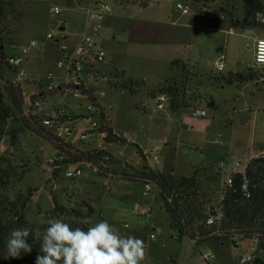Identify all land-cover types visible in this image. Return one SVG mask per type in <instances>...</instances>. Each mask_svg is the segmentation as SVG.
Here are the masks:
<instances>
[{"label": "rangeland", "instance_id": "374dc122", "mask_svg": "<svg viewBox=\"0 0 264 264\" xmlns=\"http://www.w3.org/2000/svg\"><path fill=\"white\" fill-rule=\"evenodd\" d=\"M64 1L14 0L12 11L6 12L0 22V84L5 87L6 82L17 81L13 71L4 63L5 57L16 52L19 46L34 41L36 46L29 56L39 57L40 65L35 72L25 66L27 77L18 82L24 105H27L29 97L45 90V76L49 71H53L56 77L60 73L54 68L55 45L47 42L45 35L65 21L70 25L66 30L69 34L67 43L72 45L80 32L78 23L84 20L83 14L78 12L80 8L95 1L109 4L111 15L103 20L100 33L105 60L123 66L127 77L135 78L132 75L141 71L147 80L144 87L142 85L133 92L109 89L104 81H86L89 87L105 88L106 96H100L99 101L102 105L111 106L107 111L108 122L120 140L103 142V150L111 156L110 167L119 178L111 182L110 191H104L100 178L82 166V177L66 180L61 169L53 170L47 165L46 159L52 148L35 128L29 124L13 125L18 130L14 144L10 143L8 136L0 141V158L4 160L0 161V175L5 172L9 177L7 183L0 186V202L32 194L27 198L24 215L27 223L41 232L51 218L63 219L83 229L107 220L122 233L143 239L148 245L146 259L151 264H203L196 261V250L188 239L179 238L171 230L170 219L159 196L153 203L151 220L159 234L155 241H147V221L138 216L137 207H149L152 196L143 193V183L127 181L124 174L147 167L154 171L172 172L175 177L193 176L198 199L204 202L220 196L225 172L217 174L219 161L225 160L228 167L236 161H241L242 165L254 153L255 146H258L257 155H264V90L255 82L221 86L216 80L222 76L229 77L231 73L245 74L250 68L260 76L259 81L264 79V68L253 67V41L256 39L242 36L248 28L214 35L194 31L193 39L185 46L180 45L177 60L170 64L160 56L168 42H163L164 38L160 42H141L137 31L142 29L145 20L166 15L173 8L172 0H150L146 7L129 0H69L67 6ZM126 2L128 4L120 9V3ZM53 6H58L61 14H51ZM194 9L196 13L207 16L220 14L217 18L222 16L223 20L231 12L241 18L243 0H202ZM256 18L263 26L250 29L258 39H262L264 11ZM221 55L225 67L218 72L212 64ZM164 82L172 84V87H165L169 90L165 92L167 106L172 97H183L189 104L187 110H180L177 114L156 111V100L148 92ZM41 99L52 106L48 112L51 115L56 111L80 115L84 111L78 104L86 105L70 97L61 101V97L54 94H45ZM191 108L206 110L207 116L203 119L209 120V126L205 131L198 130L195 124L190 125L182 118L190 113ZM70 125L74 129L72 141H77L88 127L81 118ZM98 142L96 136L83 141L91 145ZM145 153H149L146 158L143 157ZM197 249H211L216 255L215 264H236L241 254L227 244L221 247L213 241L207 247Z\"/></svg>", "mask_w": 264, "mask_h": 264}, {"label": "built area", "instance_id": "2783aa9c", "mask_svg": "<svg viewBox=\"0 0 264 264\" xmlns=\"http://www.w3.org/2000/svg\"><path fill=\"white\" fill-rule=\"evenodd\" d=\"M174 8L182 14L191 13V8L183 0H172ZM129 2L139 5L149 4L150 0H129ZM83 14L82 30L76 34V40L72 45L67 43L69 34L66 30L69 24L65 21L60 23L55 31H50L45 35V40L55 45L54 52L56 59L54 68L60 72L56 77L53 71H49L45 79L47 85L44 91L29 97L28 104L23 106L22 117L32 125L39 136L44 138L52 148V153L47 157L46 163L53 170H62V176L66 180H76L83 176V168L90 169L97 175L104 191H110V184L119 178V175L110 167L111 156L103 150V142L108 136V129L111 128L108 122L107 111L110 105H102L99 97L106 96L105 88L95 89L86 85V81L95 83L103 82L109 89L136 91L144 80L127 77L123 72L114 76L101 72L97 66L104 63L105 53L100 45V33L102 31L103 20L111 15V6L103 1H95L85 5L78 11ZM53 15L61 14L58 6L50 8ZM222 19V16H220ZM254 43L253 67H263L264 63L258 59L260 49L259 41ZM36 46L34 41L27 45L19 46L17 51L8 54L5 65L13 71L18 84L20 80L26 79L25 64L29 58V53ZM214 70L221 72L224 67V57L221 56L212 64ZM264 80V79H263ZM39 85V84H38ZM45 94H54L61 97V101L66 97L74 98L85 102L78 104L83 108V113L66 114L64 111H56L49 114L52 106L46 105L42 101ZM156 111L167 110L168 96L160 92L155 96ZM144 108L143 105L140 106ZM207 116L204 109L193 108L190 117L203 119ZM83 119L88 123V127L78 137L77 141H72L74 129L71 123L78 119ZM91 136H96L98 143L91 145L88 150L79 149L83 141ZM89 151L91 155L99 156L98 159H82L80 152ZM149 153L143 154L146 158ZM251 158L243 161H236L231 167L227 166L225 160L219 161L218 172H225L219 198L215 197L211 201H201L198 199L186 200L184 194L192 191L188 181H178L170 190H163L158 184L151 181H143V193L151 194L152 203L149 207H137L138 216L147 221V241H155L159 230L152 226L151 220L154 213L153 203L159 196L164 204V211L169 208L175 212L177 225L173 231L179 238L185 237L196 250V261L203 264H215L216 255L208 249L199 250L197 248L207 247L209 242H217L221 247L227 244L230 248L241 251L236 260V264H254L256 260L264 262V228L259 231L248 233L240 232L235 228L227 227V218L224 215V200L227 192H234V182L240 179L239 191L244 198L250 195V183L245 176L246 169ZM196 186V184H195ZM197 189V188H196ZM192 194V193H190ZM184 204V205H183ZM187 209L189 211L187 212ZM190 213V216L188 214ZM168 217L169 215L166 214ZM170 219V218H169ZM127 227V226H126ZM172 230V229H171ZM141 264H151L147 259Z\"/></svg>", "mask_w": 264, "mask_h": 264}, {"label": "trees", "instance_id": "16d2710c", "mask_svg": "<svg viewBox=\"0 0 264 264\" xmlns=\"http://www.w3.org/2000/svg\"><path fill=\"white\" fill-rule=\"evenodd\" d=\"M188 4L197 16L203 13H196L195 6L200 4L202 0H183ZM136 4V3H133ZM14 0H0V22L5 17L6 12L12 11ZM148 4H142L141 7H146ZM223 11V10H222ZM264 11V0H243V16L236 17L230 13L226 17V23L229 29H244L263 26L257 22L256 15ZM220 15V14H219ZM219 15H211V18H217ZM18 16L20 13L18 12ZM122 73V72H121ZM109 75L120 74L118 70L107 72ZM259 75L254 74L251 68L245 74H233L229 77H218L217 82L223 85L241 84L245 82H255L257 86L264 90V80L259 81ZM168 83V82H165ZM160 86V85H159ZM18 84L6 82V86L2 87L0 84V141L4 136H8L10 143L14 144L18 130L13 127L17 125H28L22 117V110L24 106L23 96L18 88ZM158 87V86H157ZM158 93L169 91L166 88H157ZM166 90V91H165ZM133 92V90H132ZM155 98V96H152ZM187 108L185 98L172 97L168 105V111L171 114H177L181 109ZM24 121V122H23ZM39 135V134H38ZM42 138V137H41ZM44 140V138H43ZM120 138L113 133L112 128L108 129V136L105 142L112 143L119 141ZM82 159H98L99 156L91 155L89 151L80 152ZM0 161H4L0 158ZM0 175V186H4L9 180L8 174L2 172ZM246 178L250 183V195L244 198L239 191L240 179L236 178L234 182V192H227L226 199L224 200V215L227 218V227L235 228L240 232L248 233L252 231H259L264 228V155L257 156L250 159L249 165L245 172ZM125 180L132 182L151 181L158 184L163 190H170L175 186L178 181H188L190 187L193 189L184 194L186 200L196 199V186L195 178L175 177L172 172H159L144 167L141 171L130 172L124 174ZM192 193V194H190ZM32 194H28L30 197ZM192 197L190 198V196ZM27 196H17L12 201L0 202V264H35L37 255H42L40 250V237L41 230L36 227L30 226L24 215L27 204ZM190 198V199H189ZM184 205V204H183ZM189 209H187V212ZM166 214L170 218V228L177 225L175 212L169 208L166 209ZM190 216V213L188 214ZM68 223L73 229L79 227L71 222ZM48 225L43 226L45 229ZM29 229V236L26 238L29 245L32 247L31 253H22L19 258H12L7 255V240L10 233L16 229ZM87 230V228H84ZM254 264H264L261 260H256Z\"/></svg>", "mask_w": 264, "mask_h": 264}, {"label": "clouds", "instance_id": "9594fccd", "mask_svg": "<svg viewBox=\"0 0 264 264\" xmlns=\"http://www.w3.org/2000/svg\"><path fill=\"white\" fill-rule=\"evenodd\" d=\"M242 36L258 39L253 29H245ZM258 59L264 63V40L259 41ZM48 227L39 233L40 250L35 264H141L148 253L143 239L124 234L107 220L95 223L84 230L72 228L60 218L46 221ZM29 229L16 228L7 240V255L19 258L22 253H31L27 242Z\"/></svg>", "mask_w": 264, "mask_h": 264}, {"label": "crops", "instance_id": "0c3cea01", "mask_svg": "<svg viewBox=\"0 0 264 264\" xmlns=\"http://www.w3.org/2000/svg\"><path fill=\"white\" fill-rule=\"evenodd\" d=\"M64 3L69 5V0L64 1ZM87 3L86 5H88ZM120 9H122V5L128 4L126 3H120ZM69 9V7H67ZM70 26V25H69ZM78 29L79 31L82 30V21L78 23ZM194 31H201V32H206V33H211V34H230L232 33L233 29H229L227 26V23L225 20L221 18H211L205 14L202 15H196L194 12L185 15L182 14L180 11L176 10L174 8H171L166 15L160 16L159 18L156 19H148L145 20L144 26L142 29L137 31V37L143 42L144 40H157L160 42L162 38H164L163 42H168L165 45H168V47H164L161 51H163V54L160 55L163 60H165L167 63L172 64L174 61L177 60V50L180 49V45L182 44L185 46V43H188L190 39H193V32ZM195 33V32H194ZM192 34V36H191ZM165 38L168 39V41H165ZM257 40V39H256ZM254 40L253 42H255ZM174 47V48H173ZM179 55V54H178ZM223 56V55H221ZM220 56V57H221ZM142 57H145L144 55ZM219 57V58H220ZM120 64V63H119ZM40 65V58L32 56L28 58L25 66H28V69L31 72H35L38 66ZM97 68L100 70L102 68L104 73H107L112 70H118L123 72L125 75L126 69L118 65V63L113 62L112 60H105L104 63L100 64L97 66ZM137 74L132 75L135 78L144 80V85L145 82L147 81L146 78L144 77V73L141 71H137ZM128 76V75H127ZM245 82L244 84H246ZM171 82L168 83H158L157 88H167V87H172ZM143 85V87H144ZM160 85V86H159ZM234 85V84H232ZM142 87V86H141ZM140 87V88H141ZM140 88H138L136 91H138ZM154 89L151 92H148L150 95L149 96H156L158 94V89ZM187 108L181 109V110H187L189 108V104L185 101ZM167 106V104H166ZM193 108H191L189 111L191 112ZM204 109V108H200ZM168 110V106H167ZM169 112V111H168ZM179 112V111H178ZM185 122L195 124V126L198 128V130L205 131V129L209 126V120L207 119H194L190 117V113L186 116H182ZM112 128V126L110 125ZM113 133L114 129L112 128ZM89 143L83 145H79V149L81 150H88L89 149ZM256 150L254 153L247 158H253L257 157L258 155V146H255ZM189 178V177H187Z\"/></svg>", "mask_w": 264, "mask_h": 264}]
</instances>
